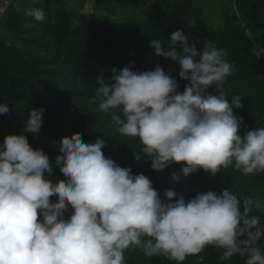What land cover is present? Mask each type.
Returning <instances> with one entry per match:
<instances>
[{"label":"clouds","instance_id":"1","mask_svg":"<svg viewBox=\"0 0 264 264\" xmlns=\"http://www.w3.org/2000/svg\"><path fill=\"white\" fill-rule=\"evenodd\" d=\"M28 14L45 20L42 8ZM184 22L196 25L190 17ZM196 43L183 30L170 35L167 49L150 40L155 56L179 65V79L188 81L182 93L161 66L138 72L129 65L110 69L108 80L98 77L92 102L111 113L117 133L138 138L142 148L133 159L147 158L153 170L182 164L184 176L200 169L214 176L230 166L244 176L264 173V127L238 134L243 120L233 107H241V97L231 96L230 106L223 90L234 64L211 40L199 50ZM250 53L264 58V47ZM213 86L215 94L207 91ZM9 111L0 103V115ZM43 111L30 109L23 132L0 144V264H125L130 248L183 264L209 245L223 250L221 259L264 264V217L249 215L236 194L209 190L174 200L172 190L159 193L144 174L107 158L104 139L85 143L73 133L53 141L65 177L53 182L48 155L23 134L39 133Z\"/></svg>","mask_w":264,"mask_h":264},{"label":"trees","instance_id":"2","mask_svg":"<svg viewBox=\"0 0 264 264\" xmlns=\"http://www.w3.org/2000/svg\"><path fill=\"white\" fill-rule=\"evenodd\" d=\"M4 1L9 3L0 16V103H7L10 111L0 115V144L5 136L23 132L30 109H43L39 133L23 134L33 148L48 155L53 182L65 179L55 166L59 153L53 141L79 133L85 143L104 139L102 152L107 158L130 167L134 175L144 174L159 193L172 190L174 200L229 189L249 215L264 217V173L244 176L230 166L214 176L202 169L184 176L182 164L153 170L147 158L133 159V152L142 148L138 138L117 133L111 113L99 111L98 103L92 102L97 78L108 80L110 69L129 65L138 72L161 66L177 80L182 93L188 81L179 79V65L155 56L149 44L159 39L167 49L170 35L183 30L198 42V50L211 40L234 64L236 71L223 90L230 106L231 96L241 97V107H233L234 115L243 120L238 134L264 127V58L250 53L254 46L264 47V0H231L218 13L220 25L205 21L208 26L192 28L183 25L173 3L161 6L157 0H0ZM90 1L92 12H85ZM34 8L45 11L42 23L28 14ZM207 91L215 94L214 86ZM258 246L264 251V238ZM124 256L125 264H175L163 255L148 257L134 248ZM222 256V249L209 245L183 264H245L238 255L226 260Z\"/></svg>","mask_w":264,"mask_h":264},{"label":"rangeland","instance_id":"3","mask_svg":"<svg viewBox=\"0 0 264 264\" xmlns=\"http://www.w3.org/2000/svg\"><path fill=\"white\" fill-rule=\"evenodd\" d=\"M159 5L166 6L173 3L180 17L181 22L186 28L189 27L185 22V17H190L196 20L195 26H201L207 21L209 24L215 22L218 25L221 23L220 15L221 9L228 5L231 0H157ZM92 3H86L84 6L85 12H92ZM216 25L215 28L218 26ZM194 26V27H195ZM204 26H208L204 24Z\"/></svg>","mask_w":264,"mask_h":264},{"label":"built area","instance_id":"4","mask_svg":"<svg viewBox=\"0 0 264 264\" xmlns=\"http://www.w3.org/2000/svg\"><path fill=\"white\" fill-rule=\"evenodd\" d=\"M8 3H9L8 1L0 2V8H5L6 9Z\"/></svg>","mask_w":264,"mask_h":264}]
</instances>
